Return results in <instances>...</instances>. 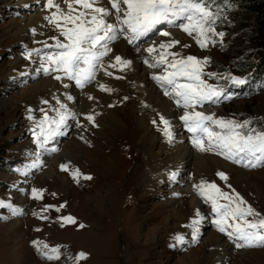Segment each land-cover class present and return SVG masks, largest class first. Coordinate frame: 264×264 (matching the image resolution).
Returning a JSON list of instances; mask_svg holds the SVG:
<instances>
[{
	"label": "rangeland",
	"instance_id": "rangeland-1",
	"mask_svg": "<svg viewBox=\"0 0 264 264\" xmlns=\"http://www.w3.org/2000/svg\"><path fill=\"white\" fill-rule=\"evenodd\" d=\"M23 1L0 0V264H264V247L232 249L231 245L243 242L218 231L217 226L212 223L218 217L212 212L211 203L205 201L193 188L196 182L215 183L222 192L242 197L245 201L242 207L250 206L255 213L260 214L247 217L248 220L264 218V161L257 162L249 157L248 164L255 166H237L215 151H201L192 143L193 133L186 131L182 134V125L181 136L187 142L178 148L184 150L179 154L177 148L168 147L170 140L162 133L163 125L153 123L154 120L159 121L161 115L166 119L171 117L165 115L170 107L174 110L172 116L176 115L178 120L184 114L179 111L183 107L175 103L178 98L171 93L170 86H161V83L153 79L161 96L166 101L172 100L169 106L166 101L156 103L153 101L154 96L150 97L141 89L143 81L136 76L132 62L123 71L119 64L108 68L109 63H115L114 55L121 54L123 58L131 60L132 49L134 53L146 54V49L151 43L155 44L160 35L138 47L121 37L114 41L110 45L112 53L104 58L103 67L96 72V75L102 74L103 77L106 76L104 79L108 83L111 82V91L104 93L97 104L93 103L94 109L88 112L82 108L75 119L66 122L67 126L61 129L63 134L53 137L59 142L56 150L51 141L40 146L43 137L37 140L40 134L38 125L45 113L50 120L56 119L61 99L55 94V86L59 87L62 80H56L54 76L63 75L43 72L41 65L45 63L44 58L54 49L44 45L55 43L51 37L60 40L62 37L45 20L46 30L43 33L29 29L20 40L11 39L8 32L17 25L18 20L30 13L32 7L29 0L24 1L29 3H25V6ZM224 4L228 10L216 16L213 28L217 35L210 36L206 47L202 48L196 43L195 34L190 36L178 27H167L165 31L174 30L176 35L163 41L166 43L176 39L181 45H188L186 48L178 45L169 51L179 52L182 56L193 55L202 62L206 59L201 78L223 92L225 89L219 87V82L223 84L252 73L254 63L249 20L236 7L227 6V2ZM45 5L39 13L44 14L43 18L54 11ZM121 47L127 48L122 51ZM29 53L32 55L29 56ZM156 54L154 52L152 56ZM139 66L138 73L141 75L146 66ZM240 66L247 68L248 72L237 74L235 70ZM152 70L157 75L165 74L163 65L152 67ZM110 71L111 76L106 74ZM39 81L48 83L45 91H32L33 84ZM252 86V89L245 88L241 97L221 96L219 103H213L216 108L200 110L216 119L238 123L248 121L246 129H238L241 132L252 129L264 131V80L260 85ZM85 89L88 91V86ZM166 90L169 95H165ZM96 108H103L102 113H96ZM158 109L160 113L156 111ZM87 112L94 116L95 127L85 122L84 115ZM114 114L124 120L129 115L133 119L144 120L153 133L152 137L158 138V145L148 153L146 144L139 148L137 144L142 136L141 132L135 133L134 123H127L126 131L116 133L115 125H108V120ZM77 122L82 125L84 123V127L78 126ZM47 127L49 125L46 124L45 128ZM75 128L82 131L79 136ZM104 132L110 133L108 139L98 135ZM172 136L173 140L175 137ZM73 142L79 147L73 153V158L79 157L76 161L71 157L61 156L59 149L70 146ZM189 148L195 157L190 162L185 160ZM160 151L162 154L159 159L156 157ZM197 158L204 159V166L201 165L199 170L191 164ZM209 158L216 159L227 167L209 165ZM52 159L57 161L54 167L49 166L52 165ZM63 164H67L69 170L62 171ZM159 166L162 168L159 169ZM170 167L173 171L172 168L168 169ZM78 169L81 175L74 179L73 173ZM174 172L177 175L172 179ZM219 172H223L227 180L220 179L217 175ZM85 176L92 179H84ZM34 190L41 194L40 198L33 196ZM217 203L224 204L226 201L218 200ZM60 205L64 207L60 208ZM56 208L60 210L56 211ZM170 210L179 216L170 215ZM197 212L200 213L199 216ZM69 216L75 219V223L61 219ZM197 218L201 222L194 226L192 221ZM177 236L182 240L178 242L175 239ZM33 241L45 243L49 249L58 248L60 258L49 260L44 254L47 250L38 251L33 246ZM228 246L231 248L230 256L227 253ZM81 252L87 254L86 258L76 261L74 257ZM48 255L51 253L48 252Z\"/></svg>",
	"mask_w": 264,
	"mask_h": 264
},
{
	"label": "snow or ice",
	"instance_id": "snow-or-ice-1",
	"mask_svg": "<svg viewBox=\"0 0 264 264\" xmlns=\"http://www.w3.org/2000/svg\"><path fill=\"white\" fill-rule=\"evenodd\" d=\"M45 6L50 10L54 9L45 19L57 30L63 40L51 37L55 43L53 45L45 43V47H54L56 51L44 58L45 63H42L41 68L45 74L62 73L63 75L54 76V79L74 81L75 85L81 89L96 79V72L103 67L104 58L113 51L110 45L121 36L131 45H135L137 41L152 33L169 37L172 35L171 32L160 29L161 25H167L170 28L178 27L190 36L195 34L196 43L203 48L207 46L210 36L217 35L213 28L216 14L212 11L211 0H46ZM219 35L222 36L223 33ZM178 45L188 47L173 39L147 48L149 56H152L154 52L157 56L153 58L154 63H149L148 60H145V63L153 68L165 66V74L154 76L153 79L161 83V86L164 84L170 86L171 93L178 98L175 99L177 106L188 109L180 119L188 131L194 134L192 143L201 151H215L234 163H241L249 157L257 162L264 161V131L252 129L241 132L238 129H246L248 121L238 123L232 120L216 119L212 115L195 110L197 106H202L207 102H217L224 92L201 78L203 65L207 63L206 59L202 62L193 55L182 56L179 52L169 51ZM28 55L31 56L32 53ZM37 55H39L38 52ZM114 61L115 63H109L108 67H115L119 64L121 71L131 64V61L120 55H114ZM106 74L112 75L111 72ZM181 80L185 82L181 83ZM233 83L244 84L245 81L234 79ZM64 86L68 87L67 84ZM99 88L102 91H111L103 84H100ZM165 95H169L167 90ZM88 98L93 99L91 96ZM42 103L47 104L48 102L42 101ZM61 109H64V105H61ZM75 115L66 109L58 110L57 118L50 120L45 113L38 125L40 134L37 140L43 137L40 146L43 147V144L51 138L62 135L61 129L68 119H75ZM84 120L93 127L96 126L93 115L85 114ZM153 123L162 124L163 135L170 141L172 140L171 125L168 119L161 115L159 121L154 120ZM46 124L49 127L45 128ZM210 124L221 131H213L209 127ZM77 125L84 127L79 122ZM245 166L255 165L246 164ZM61 170L67 171L69 166L63 164ZM80 175L79 170H76L73 178ZM176 175L177 173H172L171 178L175 179ZM217 175L220 179L227 180L223 172ZM84 179L90 180L92 177L85 176ZM193 187L198 195L211 203L212 212L218 217L212 223L217 226L218 231L243 242L237 243V248L264 247V218L256 221L248 220L247 217L260 214L255 213L250 206L242 207L245 205L242 197L238 194L229 195L222 192L215 183L202 181ZM40 195L38 191H33L35 198H40ZM218 200H224L226 203L218 204ZM63 207L64 205H60V208ZM60 208L55 210L59 211ZM199 215L200 213L197 212V216ZM61 219L75 223V219L70 216L61 217ZM200 222L197 219L193 220L192 224L198 226ZM175 239L178 242L182 240L179 236ZM193 239L196 237L193 236ZM32 243L38 251L47 250L44 254L49 260L60 258L58 248L49 249L47 244L39 241ZM48 252L51 255H48ZM86 255L81 252L74 259L80 261L86 258Z\"/></svg>",
	"mask_w": 264,
	"mask_h": 264
},
{
	"label": "bare ground",
	"instance_id": "bare-ground-1",
	"mask_svg": "<svg viewBox=\"0 0 264 264\" xmlns=\"http://www.w3.org/2000/svg\"><path fill=\"white\" fill-rule=\"evenodd\" d=\"M25 1V0H24ZM23 1V2H24ZM31 2V4H32V7L30 8V13L29 14H27V16H24L23 18H22V20H18L17 21V25L15 24L14 25V27L8 32V34H10L11 35V39H13V40H20V38H22V36H23V34L24 33H26L27 32V30H29V29H33V30H35V31H39V32H44L45 30H46V27H45V18H43V16H44V14H39L40 13V11H41V8H43L44 7V5H45V2H46V0H29V3ZM25 3H27V2H24L23 3V5L25 6L26 4ZM29 3H27V4H29ZM21 7V6H20ZM34 7V8H33ZM62 7H66V6H64V5H62ZM22 8V7H21ZM41 15V16H40ZM169 32H171L172 33V35L171 36H169V37H162V36H159L158 37V40L156 41V43L154 44V43H151L150 45H149V47H152V46H154V45H158L159 43H162L163 41H164V39H169V38H171V37H173V35H176L175 34V31L174 30H171V31H169ZM35 33V32H34ZM178 34V33H177ZM176 38V37H175ZM22 40V39H21ZM176 40V39H175ZM184 40V39H183ZM188 40V39H187ZM187 42V41H186ZM124 45V44H123ZM184 45V44H183ZM127 48V47H126ZM126 48H123V47H121L120 48V50H122V51H124ZM133 50V54H132V59L130 60L132 63H133V67H134V70L136 71V73H137V75L136 76H138V78H141L142 79V81H143V88H141V89H143V91H145L147 94H149V96L150 97H152V96H154L155 97V99L153 100V101H155L156 103H162V101H166L162 96H161V94H160V92L156 89V86H155V84H154V82H153V76H154V74H156V72L154 71V70H152V67H149L148 66V64H146L145 63V60H148V62L149 63H153L154 62V57H155V55L154 56H149V54L148 53H146V54H143V53H138V52H135L134 53V49H132ZM145 51V50H144ZM121 52V51H120ZM124 53V52H123ZM129 53V52H128ZM119 54V53H118ZM114 55V54H113ZM121 55V54H120ZM125 55V54H124ZM126 55H128V54H126ZM156 56H157V54H156ZM111 58H112V56H111ZM114 58V57H113ZM112 58V59H113ZM125 59V58H124ZM126 59H128V58H126ZM110 61V60H109ZM108 64V63H107ZM140 64H144L145 66H146V68H144L143 69V73L141 74V75H139V73H138V71L140 70ZM109 65V64H108ZM142 66V65H141ZM106 68V67H105ZM109 68V67H108ZM119 68V67H118ZM110 69H111V67H110ZM106 70V69H105ZM126 70V69H125ZM132 71V70H131ZM130 71V72H131ZM110 72H112V71H110ZM115 74V73H114ZM132 75V74H131ZM157 75V74H156ZM133 76V75H132ZM106 77V76H105ZM105 77H103L102 76V74H98V75H96V79L91 83V84H89V85H87L88 86V91L84 88L83 90H81V91H79V90H75V89H73L72 88V86L71 85H69L67 82H65V81H60V86L59 87H56L55 86V94H57L58 95V99H61V105H64V109H66L67 111H69V112H71V113H74V114H76V115H78V113H79V111H81V109L82 108H85L86 110H88V112L91 110V109H94V105L95 104H93L94 102L96 103V102H98V101H100L101 100V98L102 97H104L103 95H104V93H106L107 94V92H109V91H102V90H100V88H99V85L100 84H103V85H105L106 86V88H108V89H110L111 87H113L112 85H111V82H107L104 78ZM134 77H135V75H134ZM116 78V77H115ZM108 79H110L109 77H108ZM111 80V79H110ZM138 80V79H137ZM112 81V80H111ZM133 81V80H132ZM118 82V81H117ZM134 82V81H133ZM139 82V81H138ZM50 83V82H49ZM47 84L48 83H46L45 81H39V82H35L34 84H33V86H32V91L34 90V91H40V90H44L45 91V89H46V86H47ZM65 84H67L68 85V87H65L64 85ZM116 84V83H115ZM134 84V83H133ZM119 87V86H118ZM49 88V87H48ZM77 91V92H76ZM141 92H143L142 90H140ZM42 92V91H41ZM28 94V93H27ZM34 94V93H33ZM142 94V93H141ZM122 95V94H121ZM136 95V94H135ZM89 96H91V97H93V99H89L88 97ZM120 96V95H119ZM144 96V95H143ZM142 96V97H143ZM69 97H71V99H69ZM114 97V96H113ZM131 97V96H130ZM146 97V96H145ZM121 99V98H120ZM143 99V98H142ZM119 100V99H118ZM171 100V99H170ZM172 101V100H171ZM60 102V101H59ZM103 102V101H102ZM108 102V101H107ZM111 102V101H110ZM109 102V103H110ZM167 102V105L168 104H170V103H172V102H170L169 100L168 101H166ZM100 103V102H99ZM143 103V102H142ZM154 103V102H153ZM58 104V103H57ZM97 104V103H96ZM107 104V103H106ZM111 105H112V103H110ZM144 104V103H143ZM142 104V105H143ZM152 104V103H151ZM159 104V105H160ZM61 105H60V110L61 111H63L64 109H61ZM101 105V104H100ZM104 105V104H103ZM144 105H146V104H144ZM149 105V104H148ZM154 105H155V103H154ZM157 105V104H156ZM125 106V105H124ZM152 106V105H151ZM161 106V105H160ZM162 106H163V104H162ZM169 106V105H168ZM172 106V105H171ZM103 107V106H102ZM150 107V106H149ZM164 107V106H163ZM58 108V109H59ZM106 108V107H105ZM123 108V107H122ZM139 108V107H138ZM160 108V107H159ZM169 108V107H168ZM168 108H167V110H168ZM173 108V107H172ZM171 107L169 108V110L168 111H166L165 113V115L166 116H171V117H167L168 118V120H169V122H170V124H171V132H172V135H174V139L172 140V141H170L169 142V144H168V147H173V148H177V150H178V148H180V147H182L186 142H185V139H184V137H182L181 136V132H180V129H181V125H180V123H179V120L177 119V118H175L176 117V115H175V117H173L172 115H174V110L172 109ZM101 109H103V108H101ZM101 109L100 108H96L95 109V112L96 113H99V114H101L102 113V111H101ZM154 109V108H153ZM164 109V108H163ZM163 109H162V111H163ZM166 109V108H165ZM57 110V109H56ZM142 110H143V108H142ZM144 110H145V108H144ZM147 110V109H146ZM58 111V110H57ZM93 111V110H92ZM133 111H134V109H133ZM148 111V110H147ZM156 111H159V109L158 110H156ZM86 113V114H89V113ZM106 112V111H105ZM136 112V111H135ZM155 112V111H154ZM104 113V112H103ZM107 113V112H106ZM105 113V114H106ZM151 113V112H150ZM159 113H160V111H159ZM177 113H178V111H177ZM176 113V114H177ZM85 114V113H84ZM147 114H148V112H147ZM162 114H164V113H162ZM96 115V114H95ZM115 115V114H114ZM112 116L109 120H108V118L106 119V120H108V125H110L109 123H113L114 125H115V128H117L116 130H117V132L116 133H119V131H122V132H124V131H126L127 130V127H128V124L127 123H131V124H133L134 123V127H133V129H134V131H135V133L136 132H141V138H140V142L138 141V147L140 148L141 147V145L142 144H146L147 146H148V148H147V153L150 151V150H153V148L154 147H156L157 145H158V141H157V139L155 138H153L152 136H153V133H152V131H151V129L147 126V123L144 121V120H142L141 118L140 119H133L134 117H132V116H128L127 117V119L126 120H124V119H121V118H119V117H117L116 115L115 116ZM145 115V114H144ZM151 115H154V114H151ZM180 115V114H179ZM101 116V115H100ZM99 116V117H100ZM133 116H135V115H133ZM181 116V115H180ZM102 117V116H101ZM108 117V116H107ZM153 117V116H152ZM57 118V117H56ZM80 118V117H79ZM70 119H72V118H70ZM70 119H68V120H70ZM95 119H96V117H95ZM100 119V118H99ZM67 120V121H68ZM73 121V120H72ZM150 121V120H149ZM148 121V122H149ZM86 122V121H85ZM107 122V121H106ZM69 123H71L70 121H69ZM98 123H99V121H98ZM67 124V123H66ZM83 125H84V123H83ZM112 125V124H111ZM67 126V125H66ZM104 125H102V127H103ZM113 126V125H112ZM159 126V125H158ZM88 127V126H87ZM109 128H110V126H108ZM75 129H77V128H75ZM79 129V128H78ZM78 129H77V131H75L76 132V134H77V136H79V134L82 132H80V131H78ZM104 129V128H103ZM112 130V129H111ZM115 130V131H116ZM100 132V131H99ZM154 132V131H153ZM134 133V132H133ZM132 134V133H131ZM155 134V133H154ZM98 135H100V136H102L104 139H108L109 138V135H110V133H106V132H104V133H101V134H98ZM126 135V134H125ZM133 135V134H132ZM76 136V135H75ZM128 139V138H127ZM49 141H51V144L52 145H55L54 146V148H55V150L58 148V140L56 139V138H51ZM49 143V142H48ZM112 145V144H111ZM146 147V146H145ZM166 146H164V148H165ZM60 149V151H61V156H66V157H71V159H73V161H76V159L77 158H79L78 156L77 157H74L73 158V153H74V150H77V149H79V147L77 146V144L76 143H72L70 146H63V147H61V148H59ZM171 149V148H170ZM192 149H190L189 148V152H187V156H186V158H185V160H187L188 162H190L191 160H193L195 157H194V154L192 153V152H190ZM162 151V150H161ZM160 151V153H159V156L158 157H156V158H159L160 159V155L162 154V152ZM181 151H184V150H182V149H180V150H178V153L179 152H181ZM196 153V152H195ZM59 154V155H60ZM180 154V153H179ZM143 155V154H142ZM142 155H140V156H142ZM166 155V154H165ZM155 156V155H154ZM204 156V155H203ZM165 157V156H164ZM141 158V157H140ZM155 158V157H154ZM153 158V159H154ZM206 158V157H205ZM211 158V157H210ZM208 159V164L209 165H213L214 167L216 166L217 168H219V166H222V168H225V167H227L225 164H221L218 160H216V159ZM146 159V158H145ZM178 159V158H177ZM151 160V159H150ZM171 160V159H170ZM41 161V160H40ZM156 161V160H155ZM159 161V160H158ZM161 161V160H160ZM42 162V161H41ZM144 162V161H143ZM142 162V163H143ZM162 162V161H161ZM171 162V161H170ZM51 163H52V165H49V166H52V167H54V163H57V161L55 160V159H52V161H51ZM172 163V162H171ZM174 163V162H173ZM211 163V164H210ZM162 164V163H161ZM191 164H193L194 165V168L195 169H197V170H199L200 169V166L202 165V166H204L203 164H204V159H201V158H197V160H195V162H191ZM207 164V163H206ZM207 164V165H208ZM152 165V164H151ZM168 165H169V163H168ZM176 165V164H175ZM143 166V165H142ZM141 166V167H142ZM162 166V165H161ZM161 166H159L160 168L159 169H161L162 167ZM170 166V165H169ZM168 166V167H169ZM201 166V167H202ZM145 168H146V166H144ZM156 167H157V165H156ZM165 167V166H164ZM192 167V166H191ZM210 167V166H209ZM143 168V167H142ZM158 168V167H157ZM172 167H170V168H168V169H171ZM212 168V167H211ZM156 169V168H155ZM175 169V168H174ZM179 169V168H178ZM177 169V170H178ZM191 169V168H190ZM205 169H206V167H205ZM49 171H50V168L48 169ZM79 170V169H78ZM144 170V169H143ZM158 170V169H157ZM163 170V169H162ZM166 170V169H165ZM83 171V170H82ZM153 171H154V169H153ZM169 171V170H168ZM172 171H173V168H172ZM179 171V170H178ZM187 171V170H186ZM209 171V170H208ZM171 172V171H170ZM183 172H185V171H183ZM188 172V171H187ZM191 172V171H190ZM194 172V171H193ZM197 172V171H196ZM195 172V173H196ZM81 173V172H80ZM86 173V172H85ZM164 173H165V171H164ZM163 173V174H164ZM176 173V172H175ZM155 174V173H154ZM157 174V173H156ZM198 174V173H197ZM147 175H149V174H147ZM185 175V174H184ZM201 175V174H200ZM181 176V175H180ZM187 176V175H186ZM147 178V177H146ZM136 179V178H135ZM138 179V178H137ZM146 180V179H145ZM80 180H77V182H79ZM168 181V180H167ZM130 182V181H129ZM201 182V181H200ZM197 183V182H196ZM195 183V184H196ZM199 183V182H198ZM169 185V184H168ZM170 186V185H169ZM130 187V186H129ZM184 187V186H183ZM171 188V187H170ZM180 188V187H179ZM194 188V187H193ZM140 189V188H139ZM192 190V189H191ZM194 190V189H193ZM124 191V190H123ZM134 191H136L135 189H134ZM174 191V190H173ZM178 191V190H177ZM185 191V190H184ZM162 192V191H161ZM170 192V191H169ZM191 193V192H190ZM132 194V193H131ZM174 195V194H173ZM188 195V194H187ZM191 195V194H190ZM134 197V196H133ZM174 197V196H173ZM174 198H176V195H175V197ZM177 198H178V196H177ZM191 198V197H190ZM132 200V199H131ZM172 200V199H171ZM178 203V202H177ZM176 205V204H175ZM200 208H201V205H200ZM197 210V209H196ZM171 211V214L170 215H178L179 216V214H177L175 211H173V210H170ZM202 217H203V215H202ZM106 218V217H105ZM207 218V217H206ZM198 219V218H197ZM202 224V223H201ZM204 224V223H203ZM201 227V226H200ZM93 228H95V226L93 227ZM218 240V239H217ZM210 241H211V239L209 238V240H208V242L210 243ZM218 242V241H217ZM212 243V242H211ZM219 244V243H218ZM216 246V245H215ZM220 246H224V245H220ZM226 248H227V246H225ZM225 247H223V248H225ZM229 247V246H228ZM217 248V247H216ZM215 248V249H216ZM222 249V248H221ZM218 250V249H217ZM225 251V250H224ZM231 252V248L229 247L228 248V250H227V253L229 254V256H230V253ZM223 253V252H222ZM221 253V254H222ZM226 253V254H227ZM243 253V252H242ZM211 254H212V252H211ZM211 254H210V256H211ZM220 255V254H219ZM224 255V254H223ZM246 255V254H245ZM228 256V255H227ZM243 257V256H242ZM245 257V256H244ZM208 258V257H207ZM230 258V257H229ZM226 259V258H225ZM228 261V260H227ZM237 263V262H236Z\"/></svg>",
	"mask_w": 264,
	"mask_h": 264
},
{
	"label": "trees",
	"instance_id": "trees-1",
	"mask_svg": "<svg viewBox=\"0 0 264 264\" xmlns=\"http://www.w3.org/2000/svg\"><path fill=\"white\" fill-rule=\"evenodd\" d=\"M223 2L229 3L227 6L236 7L251 25L254 63L251 67L252 73L243 77L249 78L250 81L264 79V0H211V8L216 16L222 15L228 10ZM235 72L246 74L248 69L240 66Z\"/></svg>",
	"mask_w": 264,
	"mask_h": 264
}]
</instances>
